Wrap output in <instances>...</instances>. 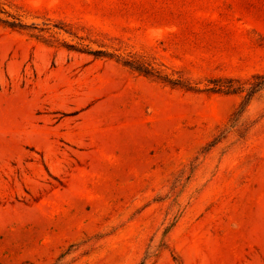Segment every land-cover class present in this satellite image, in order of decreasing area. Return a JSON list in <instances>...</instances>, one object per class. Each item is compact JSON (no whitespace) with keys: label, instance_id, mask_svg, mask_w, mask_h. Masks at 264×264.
Masks as SVG:
<instances>
[{"label":"rangeland","instance_id":"374dc122","mask_svg":"<svg viewBox=\"0 0 264 264\" xmlns=\"http://www.w3.org/2000/svg\"><path fill=\"white\" fill-rule=\"evenodd\" d=\"M0 264H264V0H0Z\"/></svg>","mask_w":264,"mask_h":264}]
</instances>
